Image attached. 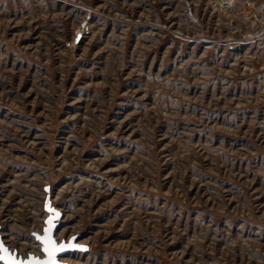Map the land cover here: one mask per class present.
<instances>
[{
    "label": "rangeland",
    "instance_id": "obj_1",
    "mask_svg": "<svg viewBox=\"0 0 264 264\" xmlns=\"http://www.w3.org/2000/svg\"><path fill=\"white\" fill-rule=\"evenodd\" d=\"M254 11L264 0H0L5 245L43 257L49 198L57 241L83 246L64 264H264Z\"/></svg>",
    "mask_w": 264,
    "mask_h": 264
},
{
    "label": "water",
    "instance_id": "obj_2",
    "mask_svg": "<svg viewBox=\"0 0 264 264\" xmlns=\"http://www.w3.org/2000/svg\"><path fill=\"white\" fill-rule=\"evenodd\" d=\"M46 207H47V212L49 213V216L46 219V226L43 230V233L38 235L37 238H46V237H51V240L55 242L58 251L55 252L54 257H50L47 252H45V248L48 247L42 239H38L41 244H42V253L43 257L39 258L34 255H30L28 258L23 259L22 257L18 256L16 252H12L4 243L2 236L0 235V244L3 245V248L7 249V252H0V255H4L6 257L5 260H2L3 264H8L7 257L11 256L12 259L16 261H23L24 264H28L30 260H38V261H49L51 259L55 260V264H64L62 262V258L71 252L75 251H81L83 249V246L81 244H78L76 241L70 240L69 242H58L55 233L58 228V221L61 218V214L59 210H57L55 207L52 206L50 199L48 198L46 200Z\"/></svg>",
    "mask_w": 264,
    "mask_h": 264
},
{
    "label": "snow or ice",
    "instance_id": "obj_3",
    "mask_svg": "<svg viewBox=\"0 0 264 264\" xmlns=\"http://www.w3.org/2000/svg\"><path fill=\"white\" fill-rule=\"evenodd\" d=\"M42 239L43 242L48 245L44 250L49 254L50 257H54L55 252L60 250L57 248L56 244L54 241L51 240V237H46V238H38ZM0 252H7V249L3 248V245L0 244ZM6 257L4 255H0V261L5 260ZM8 264H24L23 261H16L11 258V256L7 257ZM28 264H55V260L51 259L49 261H38V260H30Z\"/></svg>",
    "mask_w": 264,
    "mask_h": 264
},
{
    "label": "built area",
    "instance_id": "obj_4",
    "mask_svg": "<svg viewBox=\"0 0 264 264\" xmlns=\"http://www.w3.org/2000/svg\"><path fill=\"white\" fill-rule=\"evenodd\" d=\"M223 5L227 8L230 6L228 1H223ZM251 18H254L258 23L264 24V12L254 11L251 13ZM260 37H262V32H260Z\"/></svg>",
    "mask_w": 264,
    "mask_h": 264
},
{
    "label": "bare ground",
    "instance_id": "obj_5",
    "mask_svg": "<svg viewBox=\"0 0 264 264\" xmlns=\"http://www.w3.org/2000/svg\"><path fill=\"white\" fill-rule=\"evenodd\" d=\"M78 244H81L80 242H77Z\"/></svg>",
    "mask_w": 264,
    "mask_h": 264
}]
</instances>
